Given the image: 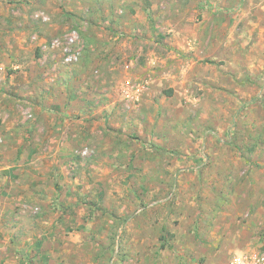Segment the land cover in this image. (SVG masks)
Here are the masks:
<instances>
[{"label": "rangeland", "instance_id": "obj_1", "mask_svg": "<svg viewBox=\"0 0 264 264\" xmlns=\"http://www.w3.org/2000/svg\"><path fill=\"white\" fill-rule=\"evenodd\" d=\"M1 85L0 264L264 249V0H0Z\"/></svg>", "mask_w": 264, "mask_h": 264}, {"label": "crops", "instance_id": "obj_2", "mask_svg": "<svg viewBox=\"0 0 264 264\" xmlns=\"http://www.w3.org/2000/svg\"><path fill=\"white\" fill-rule=\"evenodd\" d=\"M2 86L3 85L0 86V94L5 96L4 98H8L6 96L7 95V91H8V87L4 86V87H6V89H7L6 90V89L2 88ZM9 108H10L9 101L8 102H2V101L0 102V119H1V121L5 120L8 117L9 112H8L7 109H9ZM15 119L16 120L18 119V121H21L20 115L17 114L15 116ZM12 152L16 153V150H13ZM4 155H6L8 157L7 153L5 154L3 152V149H0V159L2 158V160H0V170H3L5 168H9L10 167L9 164H7L9 162L5 161V159H4ZM4 178H6V177H4Z\"/></svg>", "mask_w": 264, "mask_h": 264}, {"label": "built area", "instance_id": "obj_3", "mask_svg": "<svg viewBox=\"0 0 264 264\" xmlns=\"http://www.w3.org/2000/svg\"><path fill=\"white\" fill-rule=\"evenodd\" d=\"M234 264H264V249L239 254L235 257Z\"/></svg>", "mask_w": 264, "mask_h": 264}]
</instances>
